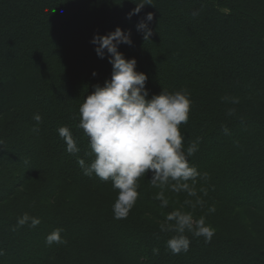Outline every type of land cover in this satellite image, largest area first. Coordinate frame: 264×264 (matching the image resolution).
Masks as SVG:
<instances>
[{"label": "trees", "instance_id": "1", "mask_svg": "<svg viewBox=\"0 0 264 264\" xmlns=\"http://www.w3.org/2000/svg\"><path fill=\"white\" fill-rule=\"evenodd\" d=\"M117 27L130 32L118 51L147 76V99L187 90L184 148L197 142L189 163L207 173L195 196L165 188L167 207L146 173L120 220L111 180L77 163L94 159L79 106L112 75L110 54L99 58L91 40ZM61 126L78 153L66 151ZM177 209L204 216L211 242L186 232L189 251L173 255L176 233L161 224ZM24 213L41 223L19 226ZM56 228L66 242L48 246ZM0 252V264H264V0H0Z\"/></svg>", "mask_w": 264, "mask_h": 264}, {"label": "clouds", "instance_id": "2", "mask_svg": "<svg viewBox=\"0 0 264 264\" xmlns=\"http://www.w3.org/2000/svg\"><path fill=\"white\" fill-rule=\"evenodd\" d=\"M143 5H137L129 13V18L137 14ZM152 19V14L148 13L146 20L150 22ZM137 29L143 32L145 41L150 39L152 33L145 22H140ZM91 43L96 46L95 52L99 58H104L105 50L110 54L112 75L103 86H94V91L79 106L80 120L77 126L89 138V147L94 156L87 165L83 158H78L77 163L84 175L94 173L101 181L111 180L113 188L118 190L112 205L117 220L126 219L129 215L139 195L137 181L148 172H151V185L161 189L155 197L161 202V207L168 206L165 188L195 196L197 178H207V173L201 174L189 163V158L198 151L197 142H192L186 151L184 148L180 126L187 124L189 119L191 100L187 90L168 92L163 89L160 94L147 99V76L135 70V58L126 59L118 51L120 43L131 45L130 32L117 27L106 35L95 34ZM93 75L96 73L93 72ZM33 119L37 123L42 121L39 114H35ZM57 132L65 141L68 153L80 151L68 127L61 126ZM186 203L191 204L190 201ZM196 203L201 204L202 201L197 199ZM191 206L195 208L196 205ZM210 211L214 212L215 209L211 208ZM29 221L32 228L41 223L39 218L24 213L17 224L22 227ZM62 231L61 228L54 229L46 236L45 243L48 246L65 243ZM161 231L176 233L166 241V247L173 255L189 251L191 241L186 232L194 238L203 237L205 243H210L215 234V229L206 223L204 216L194 219L192 212L179 209L166 215Z\"/></svg>", "mask_w": 264, "mask_h": 264}, {"label": "rangeland", "instance_id": "3", "mask_svg": "<svg viewBox=\"0 0 264 264\" xmlns=\"http://www.w3.org/2000/svg\"><path fill=\"white\" fill-rule=\"evenodd\" d=\"M39 142H35V143H32V145H31V147H30V150H38L39 149ZM11 158H13L14 159V156L13 157H11ZM22 160H23V156H21L20 157ZM6 161V160H5ZM9 162H11L12 160H8ZM80 169L81 170H83L81 167H80ZM83 172V171H82ZM81 174V173H80ZM81 175H83V174H81ZM263 190V189H262Z\"/></svg>", "mask_w": 264, "mask_h": 264}]
</instances>
